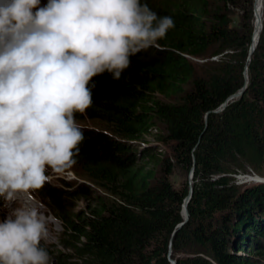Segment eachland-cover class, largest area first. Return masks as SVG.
<instances>
[{
    "label": "trees",
    "instance_id": "obj_1",
    "mask_svg": "<svg viewBox=\"0 0 264 264\" xmlns=\"http://www.w3.org/2000/svg\"><path fill=\"white\" fill-rule=\"evenodd\" d=\"M254 1L141 0L175 26L157 47L131 57L120 80L107 73L94 78L91 106L76 113L85 136L76 163L100 195L94 209L77 215L67 207L71 192L48 184L40 189L62 219L60 241L70 251L54 254L55 264H170L171 237L183 222L189 190L187 179L177 187L172 176L177 168L189 174L193 157L190 217L174 237L172 259L264 261V183L239 189L229 176L250 158L264 178V12L247 61ZM191 58L203 60L201 75ZM246 66L243 96L213 113L243 88ZM148 134L163 146L146 141ZM82 194L89 196L90 188Z\"/></svg>",
    "mask_w": 264,
    "mask_h": 264
},
{
    "label": "clouds",
    "instance_id": "obj_2",
    "mask_svg": "<svg viewBox=\"0 0 264 264\" xmlns=\"http://www.w3.org/2000/svg\"><path fill=\"white\" fill-rule=\"evenodd\" d=\"M174 26L141 0H0V264H50L49 217L27 195L75 165L94 78L120 80Z\"/></svg>",
    "mask_w": 264,
    "mask_h": 264
},
{
    "label": "rangeland",
    "instance_id": "obj_3",
    "mask_svg": "<svg viewBox=\"0 0 264 264\" xmlns=\"http://www.w3.org/2000/svg\"><path fill=\"white\" fill-rule=\"evenodd\" d=\"M233 11H238V10H233ZM235 20H238V17H235ZM254 27H255V24H254ZM191 60H192V65L195 69L197 76L201 75L203 73L202 71H204L203 60L195 59V58L193 59L191 58ZM159 99L163 102H170L172 100V99L169 100L161 95L159 96ZM177 100L178 98L175 97L174 101H177ZM88 124L96 127L95 124H92V123H88ZM101 127L105 129V126L101 125ZM145 139L146 141L154 145H157L159 147L163 146L162 144L156 142L157 140L154 135L148 134L146 135ZM163 154L164 156L169 154V151L168 149H165V146H164ZM249 159L250 158H247L246 160L242 161V163L240 164L241 166L238 169V172L229 173V176L232 177L233 179V183L239 184L240 181H244V180H240L237 178V176H240V174L244 175V179L248 176L257 177V178L262 176L261 174L263 173L261 172L258 173L259 168L257 166L251 165ZM173 173L174 174L172 176V179L174 181V184L177 187H180L185 182L186 179L189 181L190 172L189 174H185L182 172L181 169L177 168L174 170ZM48 175L51 178H50V181L47 182L46 184L52 187L61 189V190H66V191L71 192L72 197L68 200V204H67V207L69 208L68 210L71 214H77V215L87 214L96 207L97 201H98L97 196L100 195V192L95 190L93 184L90 182L82 166L79 163H75V165L71 169L67 170L66 172L62 174H57L53 172L51 169H49ZM253 184H255V182L244 183L240 185L239 189H244L245 187L253 185ZM89 188L91 190V194L89 196H84L82 194V191L83 190L87 191V189ZM93 190H95L94 193H92ZM22 199L24 198L22 197L20 200L17 201L16 206H19ZM26 199L28 201H34L37 205L40 206L44 214L47 217H49L48 227H49L50 235L46 241L41 242V246L46 248V250L48 251L49 256H50V264H55L54 254L58 253L59 251L70 252V251H67L63 247L60 241V234L63 232V228H64L62 224V219L56 216L48 200L42 197L40 189L30 192L27 195ZM3 204L4 202L0 200V220H3L9 214L8 209L5 208ZM256 251L258 250H255V252ZM255 252L251 254L257 255L255 254ZM239 253L242 255V257H247V253H244V254H242V252H239ZM206 257H209V256H206ZM173 260H176V259H173ZM211 260H213V258H211ZM250 260L253 261V263L258 262L260 264H264V261L260 260L257 257L254 258L252 256Z\"/></svg>",
    "mask_w": 264,
    "mask_h": 264
},
{
    "label": "water",
    "instance_id": "obj_4",
    "mask_svg": "<svg viewBox=\"0 0 264 264\" xmlns=\"http://www.w3.org/2000/svg\"><path fill=\"white\" fill-rule=\"evenodd\" d=\"M255 4H256V0L254 1V5H253L254 14H255V11H256ZM262 28H263V21H261V23H260V32L262 31ZM259 37H258V40H259ZM257 43H258V41H257ZM257 43L256 44H252V42H251V45H250V48H249V56H248V60L247 61H250L254 51L256 50ZM143 51H141V52H143ZM244 76H245V83H244L243 88L239 92H237L236 94L231 95L218 109L213 111V113L222 112L223 110L226 109V107L228 106L229 102H231L233 100H236V99H240L243 96V94L246 91V88L248 86L247 66H246V71L244 73ZM208 115H209V113L205 117L206 121H207V116ZM193 160H194L193 161L194 163H193V166H192V168L190 170L189 181H188V184H189L188 195L185 197L184 202H183V206H182L184 208V211H185V217H183V222L180 223L176 227V229L174 230V232L172 234V237H171V241H170V251H169L170 264H177V261L173 260L172 257H171V255H172V244H173V241H174V237H175L176 233L189 221V217H190L189 212H188V204H189V202H190V200L192 198V195H193V176H194V170H195V158L194 157H193ZM237 178L240 179V180H244V181H240L239 184H235L234 183L235 185H238V186H240V185H242L244 183H250V182H252V183L255 182V183H259V184L264 183V178L263 177L257 178V177L248 176V177H246L244 179V175L240 174V176H237Z\"/></svg>",
    "mask_w": 264,
    "mask_h": 264
},
{
    "label": "bare ground",
    "instance_id": "obj_5",
    "mask_svg": "<svg viewBox=\"0 0 264 264\" xmlns=\"http://www.w3.org/2000/svg\"><path fill=\"white\" fill-rule=\"evenodd\" d=\"M255 8H256V11H255V14H254V24H255V27H254L253 37H252V44H256L257 43L258 37L261 34V32H260V23L263 20L264 0H256ZM182 216L185 217L184 208H183Z\"/></svg>",
    "mask_w": 264,
    "mask_h": 264
},
{
    "label": "built area",
    "instance_id": "obj_6",
    "mask_svg": "<svg viewBox=\"0 0 264 264\" xmlns=\"http://www.w3.org/2000/svg\"><path fill=\"white\" fill-rule=\"evenodd\" d=\"M214 59H216V58H214Z\"/></svg>",
    "mask_w": 264,
    "mask_h": 264
}]
</instances>
